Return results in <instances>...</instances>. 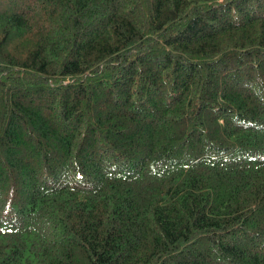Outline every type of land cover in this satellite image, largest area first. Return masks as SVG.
Instances as JSON below:
<instances>
[{
	"label": "trees",
	"instance_id": "1",
	"mask_svg": "<svg viewBox=\"0 0 264 264\" xmlns=\"http://www.w3.org/2000/svg\"><path fill=\"white\" fill-rule=\"evenodd\" d=\"M0 264H264V0H0Z\"/></svg>",
	"mask_w": 264,
	"mask_h": 264
}]
</instances>
